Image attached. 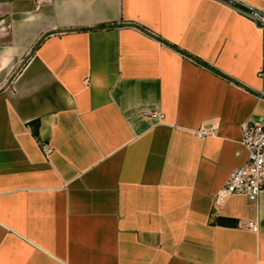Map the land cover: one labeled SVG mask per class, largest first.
<instances>
[{"label":"crops","instance_id":"crops-1","mask_svg":"<svg viewBox=\"0 0 264 264\" xmlns=\"http://www.w3.org/2000/svg\"><path fill=\"white\" fill-rule=\"evenodd\" d=\"M263 48L212 0L0 1V264H264V192L215 203Z\"/></svg>","mask_w":264,"mask_h":264},{"label":"built area","instance_id":"built-area-1","mask_svg":"<svg viewBox=\"0 0 264 264\" xmlns=\"http://www.w3.org/2000/svg\"><path fill=\"white\" fill-rule=\"evenodd\" d=\"M7 1V0H0ZM225 5L242 17L257 24L264 34V9L257 8L241 0H212ZM260 77H264V48L263 63L259 72ZM151 118L162 119L160 113H145ZM242 146L247 152L246 163L232 171L225 185L215 196L216 205L222 204L227 198L238 195L245 196L251 202H258L264 192V118L248 119L241 125ZM210 131L201 128L197 132L200 139H205ZM42 151L46 156L53 153V148L49 144L42 145ZM246 227L253 232L259 231L257 222H251Z\"/></svg>","mask_w":264,"mask_h":264}]
</instances>
